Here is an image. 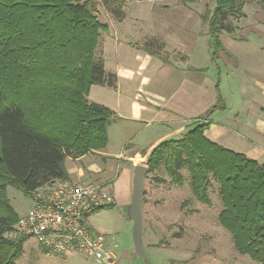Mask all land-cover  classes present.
Returning a JSON list of instances; mask_svg holds the SVG:
<instances>
[{"label": "trees", "instance_id": "obj_1", "mask_svg": "<svg viewBox=\"0 0 264 264\" xmlns=\"http://www.w3.org/2000/svg\"><path fill=\"white\" fill-rule=\"evenodd\" d=\"M125 1L106 0L118 22L125 19L118 7ZM245 5L246 0H216L212 15L202 17L215 59L220 35L236 32L232 20L243 16ZM105 29L75 0H0V264H18L28 240L10 236L21 216L6 198L7 189L31 199L40 187L70 181L68 159L108 146L116 115L88 100L92 86H116L96 56ZM219 84L215 106L180 139L159 143L143 165L149 172L164 167L175 180L188 171L204 203L216 182L224 206L219 220L236 250L264 264V165L205 136L212 115L226 110Z\"/></svg>", "mask_w": 264, "mask_h": 264}, {"label": "rangeland", "instance_id": "obj_2", "mask_svg": "<svg viewBox=\"0 0 264 264\" xmlns=\"http://www.w3.org/2000/svg\"><path fill=\"white\" fill-rule=\"evenodd\" d=\"M75 1L85 4L91 14L106 27L99 32L96 56L100 59L106 36L111 32L128 33L129 38L140 39V42L131 45L147 47L150 44L149 48L154 53H162L167 49L162 55L167 59L171 58L170 56L176 58L173 56L175 54L183 55L179 49H171L175 45L170 39H185L186 43L191 44L197 33L203 36L198 46L203 51V72H212L213 77L220 78L222 75L229 76L234 68L241 66L247 69L253 63L249 57L254 45L247 42L255 41L257 45L260 41L264 42V0H246L243 16L232 20L236 32L233 35H220L221 48L216 59L208 38L209 28L202 20L207 13L212 15L216 0H194L187 3L185 0H126L118 6L125 13L122 26L109 11L106 0ZM234 52L239 56H235ZM194 124L195 122H192L183 132L164 140L180 139ZM162 141L145 151L141 157L134 159L132 164H145L151 151ZM71 161L74 160H67L69 167ZM182 175L181 180L172 179L165 168L161 167L148 172L146 176L142 245L149 253L147 261L135 256L132 239L134 223L128 217L131 203L118 204L114 209L101 210L91 216L90 225L97 232L108 235L111 243H117V264H259L236 250L233 236L221 224L219 214L224 206L219 185L213 181L209 193L210 202L204 203L194 194L188 171L184 170ZM122 178L123 173L118 179V184L122 183ZM101 181L102 179H86V182ZM111 182L113 179L107 182L106 187L114 196V185ZM6 198L20 216L28 215L31 210L30 198L11 187L6 191ZM17 263L97 264L83 256L47 255L38 242L31 238L25 242L23 254Z\"/></svg>", "mask_w": 264, "mask_h": 264}, {"label": "crops", "instance_id": "obj_3", "mask_svg": "<svg viewBox=\"0 0 264 264\" xmlns=\"http://www.w3.org/2000/svg\"><path fill=\"white\" fill-rule=\"evenodd\" d=\"M195 36L191 44L185 39H170L175 45L171 49L177 48L183 55L169 59L162 57L167 49L154 53L143 45H131L140 39L133 40L128 33L106 36L101 59L106 73L116 77V86H92L88 100L109 108L116 120L109 127L106 149L71 161L70 167L66 162L70 181L89 184L95 182L86 179L95 178L107 186L113 179L114 208L129 205L137 166L132 164L134 159L159 141L183 132L214 107L217 80L226 110L212 115L206 137L264 165V42H247L254 45L249 57L253 63L218 79L212 72L203 73V51L198 48L203 36ZM121 173L123 181L118 184Z\"/></svg>", "mask_w": 264, "mask_h": 264}, {"label": "built area", "instance_id": "obj_4", "mask_svg": "<svg viewBox=\"0 0 264 264\" xmlns=\"http://www.w3.org/2000/svg\"><path fill=\"white\" fill-rule=\"evenodd\" d=\"M112 205L114 197L103 184L57 181L32 194L31 210L14 225L11 237L34 239L47 255L117 264V243L89 222L91 212Z\"/></svg>", "mask_w": 264, "mask_h": 264}, {"label": "water", "instance_id": "obj_5", "mask_svg": "<svg viewBox=\"0 0 264 264\" xmlns=\"http://www.w3.org/2000/svg\"><path fill=\"white\" fill-rule=\"evenodd\" d=\"M149 169L145 165H137L134 168L132 181L131 204L128 208V217L134 223L133 226V245L135 256L143 260H149V256L142 245V235L144 227L143 219V197L145 194V180Z\"/></svg>", "mask_w": 264, "mask_h": 264}]
</instances>
